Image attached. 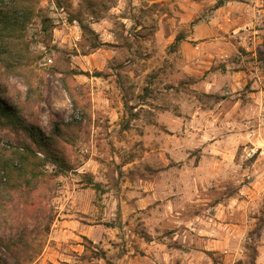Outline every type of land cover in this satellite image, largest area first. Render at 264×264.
Returning <instances> with one entry per match:
<instances>
[{
	"label": "rangeland",
	"instance_id": "obj_1",
	"mask_svg": "<svg viewBox=\"0 0 264 264\" xmlns=\"http://www.w3.org/2000/svg\"><path fill=\"white\" fill-rule=\"evenodd\" d=\"M29 1L36 6L24 30L33 58L27 70L32 88L22 76L11 75L6 99L26 120L54 136L60 156L75 169L50 176L54 165L41 166L46 175L28 198L33 208L52 209L50 229L44 235L33 233L23 254L8 248L17 233L0 224V257L8 264L16 262L15 255L22 257L19 264H264L258 258L264 245V194L250 211H237L234 221L209 207L223 198L219 191L210 194L208 206L192 203L164 218L163 212L154 216L157 203L128 207L120 184L123 176L145 175L136 167L123 170V159L156 149L158 161L163 139L175 137L163 125L146 130L139 119L167 109L194 113L199 106L213 107L218 99L197 87L201 73L181 78L173 72L183 41L189 43V59L213 55L223 69L264 79V0H222L219 7L220 0H62V6L55 0ZM81 23L96 35L83 33ZM196 26L203 32L199 41L214 43L203 56L194 49L195 41L186 39ZM177 35L182 39L176 41ZM94 43L99 46L92 50ZM71 71L84 73L68 76ZM4 72L0 70V78ZM248 119L259 131L251 137L245 122L251 140L243 149L250 143L259 148L263 106ZM9 123H0L3 145L16 141ZM122 139L126 145L119 143ZM259 152L245 159L242 150V160ZM94 167L97 172L86 173L102 179H97L101 191L89 186L82 172ZM61 220L67 221L59 226ZM83 235L92 239L94 251L86 250Z\"/></svg>",
	"mask_w": 264,
	"mask_h": 264
},
{
	"label": "crops",
	"instance_id": "obj_2",
	"mask_svg": "<svg viewBox=\"0 0 264 264\" xmlns=\"http://www.w3.org/2000/svg\"><path fill=\"white\" fill-rule=\"evenodd\" d=\"M156 34L161 36L160 31ZM202 37L203 32L197 26L186 37L195 41L193 47L200 51V55L205 48L214 44L199 41ZM188 45L187 41L181 43L173 72L181 78H186L187 74L201 73L197 87L204 93L218 95V99L213 107L199 106L194 113L173 114L167 109L159 111V117L149 112L147 120L139 119L142 128L161 129L163 125L164 129L170 131L169 135L175 137L163 139V149L158 150V161L154 155L156 149L147 150L142 157L121 161L123 170L136 167L145 172V175L121 178L122 193L127 196L122 202L128 207L131 204L157 203L152 207L154 216L159 217L163 212L165 218L172 210L180 213L192 203L208 206L210 194L219 191L223 193V198L214 200L209 207L222 211L234 221L237 211H250L264 194V138L257 141L260 152L256 158L243 161L241 157L243 146L251 140L245 120L248 116L260 114L264 103V79L250 77L241 70L223 69L216 64L213 55L189 59L185 52ZM129 125L133 127L135 124L131 122ZM119 143L127 142L122 139ZM154 145L156 142L153 140ZM97 171L95 167L82 170L85 173ZM97 179L102 180L96 176L95 181ZM64 221L67 220H61L59 226ZM259 250L260 261L264 259V245Z\"/></svg>",
	"mask_w": 264,
	"mask_h": 264
},
{
	"label": "trees",
	"instance_id": "obj_3",
	"mask_svg": "<svg viewBox=\"0 0 264 264\" xmlns=\"http://www.w3.org/2000/svg\"><path fill=\"white\" fill-rule=\"evenodd\" d=\"M55 2L62 6V0H55ZM222 4L223 1L220 0L216 7ZM35 7V4L32 5L29 0H0V70L5 71L4 79L0 78V123L2 120L12 122L13 125L10 128L16 133V141L7 142L4 145L0 138V224L15 230L17 235L10 237L11 243L7 246L10 250L13 248L23 254L27 251L25 247H30V243L29 245L25 243L30 236L36 232L38 235L47 233L54 219L52 209L49 213L46 207L33 208V202L28 198L37 189L39 177L46 175V172L40 169L41 166L47 163L54 165L55 169L50 172V176L75 169L60 156L54 136L47 135L39 124L26 120L6 99L7 78L11 75L22 76L26 79L29 91L32 88V81L28 79L27 70L32 65L33 58L29 55L28 43L24 41V30L35 12ZM44 22L46 25L50 23L49 26H51L50 18L45 17ZM81 27L83 33L96 35L89 24L81 23ZM181 39V35L176 36V41ZM98 46V43H94L92 50ZM77 73H84V71L67 72L68 76ZM96 75L102 76L103 73L97 72ZM64 87L69 94L74 95L67 83ZM72 100L76 102L74 97ZM55 133L58 134V131ZM39 153H43V157ZM87 174L84 173L86 177L89 176ZM87 184L97 191L102 189V184L92 177H88ZM16 195L18 198L15 197ZM44 220H47L46 224L42 225L41 222ZM30 224L32 229H29ZM83 238L86 250L94 251L92 239L86 235H83ZM15 258L14 264H19L22 260V257L18 255H15ZM0 264H8V262L0 257Z\"/></svg>",
	"mask_w": 264,
	"mask_h": 264
},
{
	"label": "built area",
	"instance_id": "obj_4",
	"mask_svg": "<svg viewBox=\"0 0 264 264\" xmlns=\"http://www.w3.org/2000/svg\"><path fill=\"white\" fill-rule=\"evenodd\" d=\"M62 10L64 9L63 7L61 8ZM263 106V110H264V105ZM246 124H247V127L249 129V135L251 137H254L256 134H257V131L258 128L256 126H254V121L251 120V119H248L247 121H245ZM261 123L264 122V121H260ZM259 151V148L256 147L255 144L253 143H250V144H247L244 149H243V153H242V157L245 158V159H250V158H253Z\"/></svg>",
	"mask_w": 264,
	"mask_h": 264
}]
</instances>
